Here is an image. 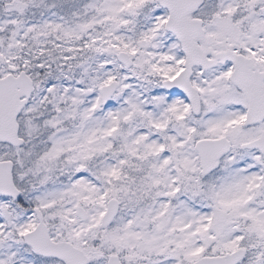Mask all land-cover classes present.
Here are the masks:
<instances>
[{
	"label": "snow or ice",
	"instance_id": "snow-or-ice-1",
	"mask_svg": "<svg viewBox=\"0 0 264 264\" xmlns=\"http://www.w3.org/2000/svg\"><path fill=\"white\" fill-rule=\"evenodd\" d=\"M0 264H264V0H0Z\"/></svg>",
	"mask_w": 264,
	"mask_h": 264
}]
</instances>
